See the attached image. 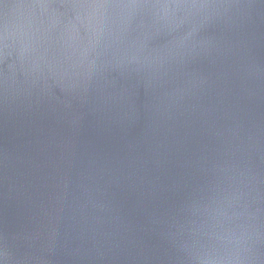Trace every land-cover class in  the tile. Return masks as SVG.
Returning a JSON list of instances; mask_svg holds the SVG:
<instances>
[{"label": "water", "instance_id": "water-1", "mask_svg": "<svg viewBox=\"0 0 264 264\" xmlns=\"http://www.w3.org/2000/svg\"><path fill=\"white\" fill-rule=\"evenodd\" d=\"M0 264H264V0H0Z\"/></svg>", "mask_w": 264, "mask_h": 264}]
</instances>
